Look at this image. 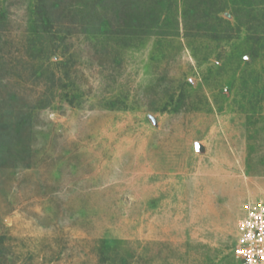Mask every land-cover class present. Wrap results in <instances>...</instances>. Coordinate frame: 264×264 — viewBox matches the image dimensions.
I'll return each mask as SVG.
<instances>
[{"label": "rangeland", "instance_id": "374dc122", "mask_svg": "<svg viewBox=\"0 0 264 264\" xmlns=\"http://www.w3.org/2000/svg\"><path fill=\"white\" fill-rule=\"evenodd\" d=\"M264 204V0H0V264H241Z\"/></svg>", "mask_w": 264, "mask_h": 264}, {"label": "built area", "instance_id": "2783aa9c", "mask_svg": "<svg viewBox=\"0 0 264 264\" xmlns=\"http://www.w3.org/2000/svg\"><path fill=\"white\" fill-rule=\"evenodd\" d=\"M234 255L241 264H264V204L247 206L239 217Z\"/></svg>", "mask_w": 264, "mask_h": 264}]
</instances>
